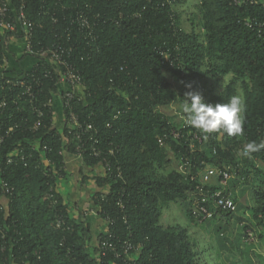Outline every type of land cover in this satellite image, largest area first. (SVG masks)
Returning a JSON list of instances; mask_svg holds the SVG:
<instances>
[{"label":"trees","instance_id":"16d2710c","mask_svg":"<svg viewBox=\"0 0 264 264\" xmlns=\"http://www.w3.org/2000/svg\"><path fill=\"white\" fill-rule=\"evenodd\" d=\"M22 3L37 23L32 36L36 48L58 40L73 47L70 62L84 86L69 106L63 105L59 125L53 123L55 108L43 106L54 94H65L55 66L47 60L35 67L43 92L35 91L34 104L27 96L20 99V90L4 91L8 109L0 115V135L5 137L0 180L14 190L8 195L0 185V264H226L231 219L243 224V244L252 240L250 232L264 241V148L248 157L241 154L247 143L264 142V27L260 32L245 24L247 18L264 23V1L238 5L233 0H200V20L191 18L190 30L176 9L185 0H11V11ZM78 11L97 23L93 41L84 39V31L71 23L69 17ZM5 59L7 50L0 43V69ZM226 76L231 77L222 92L209 87V79L218 82ZM239 88L246 101L241 135L205 134L161 110L184 103L189 91L199 92L205 103H227L239 95ZM34 105L45 112L37 129ZM72 111L91 125L84 140L93 134L95 146L102 150L96 157L94 142H86L83 182L89 180L85 167H104L105 159L112 162L111 171L95 176L99 189L93 202L107 223L95 244L85 211L74 214L59 191L65 169L50 176L43 163L44 146L45 157L58 168L65 165L67 154H76L79 140L68 133ZM174 130L179 137L170 134ZM15 149L23 150L26 159L7 164ZM109 150L113 154H106ZM169 151L183 161L185 171L165 172ZM226 165L236 169L228 185L216 181L208 187L224 188L237 209L224 211L209 201L203 204L213 215L205 217L193 204L194 198H201V171ZM173 202L182 204L189 220L204 232V240L180 223L165 225L164 209ZM124 240L137 248L130 257L121 248ZM104 241L116 244L121 257L102 249ZM249 244L242 253L254 264L253 242Z\"/></svg>","mask_w":264,"mask_h":264},{"label":"built area","instance_id":"2783aa9c","mask_svg":"<svg viewBox=\"0 0 264 264\" xmlns=\"http://www.w3.org/2000/svg\"><path fill=\"white\" fill-rule=\"evenodd\" d=\"M258 0H233L235 4L242 3H256ZM11 0H0V43H2L7 50L8 59H5V64L0 69V115H2L8 109L7 97L4 94V91L8 89L11 93L19 92V98L22 99L24 96H27L30 99V102L34 104L35 91L42 93L43 89L41 86V77L37 75L35 67L42 61L47 60V62L55 66V71L59 77V84L67 85V89H62L64 95L61 98L58 94H54L47 102L44 103V107H53L55 108V98L60 97L62 107L63 105L69 106L71 101L74 99L76 93L79 90L83 89L84 81L82 75L77 71L76 67L70 62L72 56L73 47L64 46L59 40L53 42L51 45L45 46L42 43H38L39 47L36 48L33 42V31L36 22L32 21L26 13V5L22 3L20 8L16 12L11 11ZM71 8V7H70ZM72 9V8H71ZM72 24H78L80 29L84 31V39L87 41H93L95 39V27L97 26L96 22H92L90 17L84 11H78L69 17ZM55 22L57 19L54 18ZM245 24L253 29L258 28L259 31L264 27V23L258 21L255 18H247ZM89 39V40H88ZM18 40L23 47L24 56L34 59L35 63L30 68H22L15 70L11 60L13 59V51L11 45L13 41ZM165 58L168 59V55H165ZM46 76H51V71L45 72ZM36 87V88H35ZM18 104V102L16 101ZM34 112L37 116V120L34 123V129L40 127L43 117L44 110L38 106L34 105ZM55 114L53 116V123H55ZM69 129L68 133L74 135L79 143L76 147V155L81 158L82 153L86 150L85 145L88 141H93L92 154L96 157L102 155V150L95 146L97 139L92 135L89 136L87 141L84 140V134L91 129V125L81 122L80 117L75 112H70L68 116ZM86 124V126H84ZM111 127V124L107 125ZM13 130V127H10L8 132ZM173 137L177 138L180 136L179 131H172L170 133ZM167 137V135H165ZM197 137V135H196ZM4 135H0V145L4 141ZM39 142H36L35 148L39 149ZM46 146L43 147V163L45 166V173L47 175H59L60 172L64 169L66 170L65 165L57 167L55 163L51 162L48 158L45 157ZM62 153V152H60ZM113 154V150H109L106 154ZM26 159V154L21 149H15L8 155L7 164L16 163L19 160L24 161ZM103 169L107 171L112 170V162L109 159L104 160ZM236 169L233 165H226L223 168L207 167L201 171L200 179L201 184L197 186L200 199L197 198V204L200 206L201 211L205 213V217H211L213 211L209 210L203 203L211 201L213 205L218 208H221L224 211H235L237 209V203L232 198L231 194L226 193L224 188H219L211 190L208 187V184L213 182H219L221 185H228V181L236 175ZM0 185L4 192L8 195L13 194L14 188L4 180H0ZM113 221L110 220V223ZM63 223L62 218L58 219L57 225L61 227ZM252 236V232L249 233ZM118 246L110 242L104 241L102 243V249H112L117 257H121V253L117 251ZM121 248L123 253L130 257V251H136L137 248L128 240L121 242Z\"/></svg>","mask_w":264,"mask_h":264},{"label":"rangeland","instance_id":"374dc122","mask_svg":"<svg viewBox=\"0 0 264 264\" xmlns=\"http://www.w3.org/2000/svg\"><path fill=\"white\" fill-rule=\"evenodd\" d=\"M199 3H200V0H185L184 4H182L181 6H177L176 8L182 11V18H183L184 27L186 28V30H190L193 25L191 18L195 20V23H199V20H200L199 8H198ZM197 29H199V27ZM167 75L170 78V80L175 84V80L169 71L167 72ZM230 77L231 76H226L223 79H221V81H218V82L212 79H209L210 81L209 87L213 85V88L216 90V92L220 93L225 89V85L228 83ZM239 95L242 96V98H244V90L242 88H239ZM182 105H183L182 102L175 103L171 106H167V107L163 106L161 107V110L168 115L176 117L177 120H182V119L184 120L183 113H182ZM168 156L171 162L170 164L166 166L165 172H169L174 169H178L181 171L186 170L183 161L178 157L177 154H175L173 151H169ZM69 186L71 187V185ZM69 186L65 185L64 195H65V192L68 191ZM93 193L95 194V192ZM248 195H250V192L249 194L247 193V197H249ZM92 196H91V201L93 200ZM66 200L70 201L72 210L73 209L77 210L78 208L77 203L79 202H76V201L71 202L72 197L70 198L67 197ZM193 204L194 206L197 205V200H195V198L193 200ZM88 209L89 210H86L85 212L87 217L90 215V213L92 214L93 212H95V214L100 217L98 208L95 206L94 202H93V208H88ZM243 212L250 213L248 210H243ZM163 218H164L163 221L165 225L180 223L188 227L190 232L193 234L195 238L203 239V240L205 239L204 232L201 231V229L198 226H196L194 223H192L189 220V218L186 215V212L184 211L182 204L173 202L172 205L167 206L164 209ZM103 221L105 223V226H107V223L105 222V220ZM230 223H231V229H230V232L228 233L229 241L227 242V245L229 246V250L224 252V262L226 264H249L248 258L245 256L244 253H242V251L245 250V248H247L250 245L249 242L251 241L253 242V245H251L252 247L250 248V253H251L254 264H264V241L259 239L256 233L253 232V235L251 236L252 240L249 239V241L247 242L248 245L243 244L242 240L244 239V237H243V233L241 229V226L243 224L241 222H238L236 219H231ZM135 256H137V253Z\"/></svg>","mask_w":264,"mask_h":264},{"label":"crops","instance_id":"0c3cea01","mask_svg":"<svg viewBox=\"0 0 264 264\" xmlns=\"http://www.w3.org/2000/svg\"><path fill=\"white\" fill-rule=\"evenodd\" d=\"M11 49L13 51V59L11 60L13 64V68L15 70L22 68H30L34 63V59L30 57H23V47L21 46L20 42L18 40L13 41L11 45ZM1 77V73H0ZM67 85H62V89H67ZM55 124L59 125L61 123V120H63L62 115V103L59 96L55 98ZM81 166H82V160L80 157H78L76 154H67L66 161H65V167H66V173L63 177L59 180V191L65 198L72 197L71 202H79L78 208L73 209V213H77L78 210H89L88 208H93V200L91 201V196L94 194L93 192H96L99 188L95 182V176L97 174H103L104 169L101 165L97 166L95 169H91L88 167H85L84 172L88 175L89 180L88 182H83V174L81 173ZM65 185H71L69 186L68 191L65 192L64 195V189ZM77 187V188H76ZM67 202H70L69 200H66ZM89 222L91 223V231L93 235V244L97 243V237L101 232L106 231L107 226H105V223L101 217L95 214L93 212L92 214L87 217Z\"/></svg>","mask_w":264,"mask_h":264},{"label":"clouds","instance_id":"9594fccd","mask_svg":"<svg viewBox=\"0 0 264 264\" xmlns=\"http://www.w3.org/2000/svg\"><path fill=\"white\" fill-rule=\"evenodd\" d=\"M184 98L182 113L188 125L205 134L223 131L229 136H237L243 133L246 101L242 96L233 95L227 103L215 105L205 103L202 95L196 91L187 92ZM262 148L264 142H249L241 154L248 157Z\"/></svg>","mask_w":264,"mask_h":264}]
</instances>
